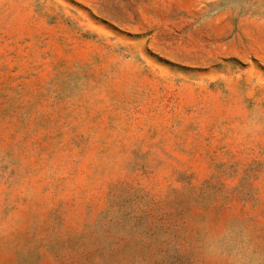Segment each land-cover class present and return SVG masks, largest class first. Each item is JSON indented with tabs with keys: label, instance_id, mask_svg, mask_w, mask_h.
<instances>
[{
	"label": "rangeland",
	"instance_id": "1",
	"mask_svg": "<svg viewBox=\"0 0 264 264\" xmlns=\"http://www.w3.org/2000/svg\"><path fill=\"white\" fill-rule=\"evenodd\" d=\"M0 264H264V0H0Z\"/></svg>",
	"mask_w": 264,
	"mask_h": 264
}]
</instances>
